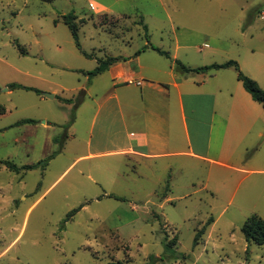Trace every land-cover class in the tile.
<instances>
[{
  "label": "rangeland",
  "instance_id": "1",
  "mask_svg": "<svg viewBox=\"0 0 264 264\" xmlns=\"http://www.w3.org/2000/svg\"><path fill=\"white\" fill-rule=\"evenodd\" d=\"M69 12L91 57L62 21ZM141 22L168 56L152 54L175 72L170 54L176 35L190 44L179 49L178 60L192 67L240 57L235 42L264 46V0H0V264H264V244L241 231L252 214L264 219L259 121L246 136H214L203 159L174 155L147 164L107 158L87 170L93 161L81 158L69 166L88 152L91 113L111 82L107 73L95 79L82 72L94 69L96 58L141 45L142 29L135 26ZM239 26H251L246 38ZM219 37L231 42L230 51H211ZM190 78L198 83L208 74ZM209 78L220 82L221 93L212 119L199 99L202 138L210 123L218 125V115L238 121L243 88L233 67ZM12 83L37 91L10 89ZM53 91L52 98L43 95ZM22 119L34 122L15 125ZM197 137L193 133L199 152ZM5 160L17 167L40 163L14 171ZM170 239L175 244L166 247Z\"/></svg>",
  "mask_w": 264,
  "mask_h": 264
},
{
  "label": "crops",
  "instance_id": "2",
  "mask_svg": "<svg viewBox=\"0 0 264 264\" xmlns=\"http://www.w3.org/2000/svg\"><path fill=\"white\" fill-rule=\"evenodd\" d=\"M135 26L142 29L141 33H138L144 39L142 44L133 47L128 41L131 50L110 55L121 56V60L110 64L106 70L92 76L98 79L107 73V79L111 81L108 85L109 90L96 101L91 113L88 137L85 141L88 152L76 156L69 166L81 158L93 161L91 165L83 167L87 170L102 166L103 161L107 158L115 160L140 159L147 164L174 155H192L203 159L206 156L202 150L208 151L211 148V140L214 136L217 138L222 134L221 137H228L234 133L246 136L252 132L253 123L258 121L260 125L255 131L257 135L262 134L264 109L260 103L251 98L244 88H241L238 90L239 104L236 106L238 121L229 122L223 115H218V125L213 126L210 123L208 133L202 134V138L200 116H198L202 103L199 99L207 102L211 119L216 117L215 104L221 93L220 82L209 77H215L216 73L222 69L199 72L178 70L175 72L173 65L165 63L161 58L152 54V51L158 52L152 49L151 45L159 47L161 50L164 49L160 45L152 44L149 38H145L142 24H135ZM249 27L251 26H246V28L239 26L237 31L243 38H246ZM132 29H125V31ZM224 39L219 37L220 43L212 45L211 51L223 52L226 49L230 51L233 46H231V42ZM223 41H226L227 44H221ZM235 45L240 47L235 49L241 53L240 57L235 59L228 56L227 60H235L239 68L260 86L261 80H264V46L249 44L239 46L236 42ZM173 48V52L170 54L172 61L178 60L179 49L190 48V44L182 41L176 35ZM86 71L82 73L86 74ZM195 73H207L208 79L195 83L190 78L191 74ZM262 84L263 86L260 87L264 88V83ZM78 88L84 90V84L78 85ZM54 96L55 91H53ZM189 111L192 116H189ZM189 119L195 124L197 131L193 126L191 127ZM42 124L49 127L45 120L42 121ZM193 133L198 136L199 142L196 145L199 152L194 150ZM76 135L77 129L73 128L71 137L74 138ZM225 166L234 168L228 164ZM83 168L79 171L82 172Z\"/></svg>",
  "mask_w": 264,
  "mask_h": 264
},
{
  "label": "trees",
  "instance_id": "3",
  "mask_svg": "<svg viewBox=\"0 0 264 264\" xmlns=\"http://www.w3.org/2000/svg\"><path fill=\"white\" fill-rule=\"evenodd\" d=\"M75 19H76V16L73 12H69L67 14L62 15V21L69 28L71 36L74 40L76 47L86 57H91L90 53L83 51L81 48V45L79 42V37H78V25H77ZM141 24H142V28L144 30L145 38L148 39L147 26H146V24H143V22H141ZM151 48L156 50L160 54L168 56L167 51L161 50L159 47L151 45ZM121 59H122L121 56H116V57L108 56L104 59L98 58L97 59L98 65L94 69L88 70L85 73L89 77L95 76V75L103 72L104 70H106L110 64H112L118 60H121ZM174 63L176 64L177 70H180L181 72H199V71H203V70H217V69H223V68L232 66L236 70L237 79H238V81L241 82L243 88L251 95V98L254 101L260 103L264 109V88L260 87L254 79H252L249 76H247L246 74L242 73L239 69L238 63L235 60H227L223 63H212L209 65H205V66H201V67H194V68L184 65L183 63H181L177 59L174 60ZM10 86H11L10 89L23 88L26 90H36L35 88L33 89L31 87H26V86L16 84V83H12ZM82 91H84V90L82 89ZM4 112H5V108L0 104V115H2ZM33 122H34V120H32V119H22V120H19L18 122H16L15 125H20V124H24V123H33ZM1 163H4L8 169L15 171V170H19L20 168H22V169L34 168L40 162H38L36 164L24 165L22 167H17L10 160H5V161H2ZM75 211L76 210L70 211L68 216L69 217L72 216ZM211 221H212V219L209 218L207 220L206 224H209ZM205 225L197 230L195 237H194V244H197L198 237L204 233L205 227H206ZM241 231H242L244 237L246 238V240L253 241L257 244H264V219L261 218L259 215L252 214L251 216H249L244 221V223L242 224ZM174 244L175 243H174L173 239L165 240L166 247L174 246ZM153 259H158V258H153ZM117 264H122V263L118 262Z\"/></svg>",
  "mask_w": 264,
  "mask_h": 264
},
{
  "label": "water",
  "instance_id": "4",
  "mask_svg": "<svg viewBox=\"0 0 264 264\" xmlns=\"http://www.w3.org/2000/svg\"><path fill=\"white\" fill-rule=\"evenodd\" d=\"M43 95L46 96V97H49V98H52L53 97V94L52 93L44 92Z\"/></svg>",
  "mask_w": 264,
  "mask_h": 264
},
{
  "label": "built area",
  "instance_id": "5",
  "mask_svg": "<svg viewBox=\"0 0 264 264\" xmlns=\"http://www.w3.org/2000/svg\"><path fill=\"white\" fill-rule=\"evenodd\" d=\"M139 84V82H137Z\"/></svg>",
  "mask_w": 264,
  "mask_h": 264
}]
</instances>
